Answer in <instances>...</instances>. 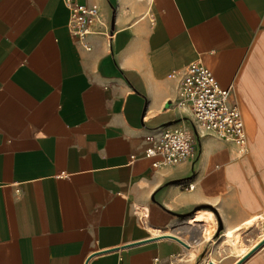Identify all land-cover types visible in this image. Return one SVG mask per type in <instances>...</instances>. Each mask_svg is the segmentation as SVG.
I'll use <instances>...</instances> for the list:
<instances>
[{"label":"crops","instance_id":"1","mask_svg":"<svg viewBox=\"0 0 264 264\" xmlns=\"http://www.w3.org/2000/svg\"><path fill=\"white\" fill-rule=\"evenodd\" d=\"M72 4L99 8L110 45L80 44ZM193 61L230 89L246 146L200 130L156 168L145 135L193 129L176 105ZM263 232L264 0H0V264H264Z\"/></svg>","mask_w":264,"mask_h":264},{"label":"built area","instance_id":"2","mask_svg":"<svg viewBox=\"0 0 264 264\" xmlns=\"http://www.w3.org/2000/svg\"><path fill=\"white\" fill-rule=\"evenodd\" d=\"M71 12L69 28L82 46L91 49L86 38L96 32L111 44L114 32L97 6L72 4ZM176 105L192 111L193 129L145 135L143 156L153 158L154 167L176 165L194 157L200 130L245 148V122L239 108L230 103V89L220 87L213 71L201 61H193L183 69ZM134 158L136 155L131 156ZM188 188L193 189L194 185L189 183ZM173 262L161 257L152 260V264Z\"/></svg>","mask_w":264,"mask_h":264},{"label":"bare ground","instance_id":"3","mask_svg":"<svg viewBox=\"0 0 264 264\" xmlns=\"http://www.w3.org/2000/svg\"><path fill=\"white\" fill-rule=\"evenodd\" d=\"M201 218H203L204 221H208V223H209V221H211V224L209 226L207 225V230H206L207 232L205 233L206 236L211 235L213 230L215 229V225H216V220H215L214 215L205 211V213L203 214V216ZM255 221L256 220L251 221V222H247V224L245 226H249L252 224V222L254 223ZM227 236H228L229 242L234 245L235 249H240L242 252L243 251L242 247L239 246V237H240L239 230L238 229H231L227 232ZM206 264H215V263L214 262H208Z\"/></svg>","mask_w":264,"mask_h":264},{"label":"water","instance_id":"4","mask_svg":"<svg viewBox=\"0 0 264 264\" xmlns=\"http://www.w3.org/2000/svg\"><path fill=\"white\" fill-rule=\"evenodd\" d=\"M114 25H113V23H112V27H113ZM175 238H177L181 243H184L181 239H179L178 237H176L175 236ZM262 246H264V240L260 243V244H258L251 252H253L254 250H256V249H258V248H260V247H262ZM251 252H249V253H251Z\"/></svg>","mask_w":264,"mask_h":264},{"label":"rangeland","instance_id":"5","mask_svg":"<svg viewBox=\"0 0 264 264\" xmlns=\"http://www.w3.org/2000/svg\"><path fill=\"white\" fill-rule=\"evenodd\" d=\"M252 152L251 151H248V152H246L245 154H244V156H248V155H250ZM260 170V169H259ZM263 234H264V232H263ZM241 237V236H240ZM240 237H239V239H240ZM245 248V247H244ZM235 251H237L238 253H241V250L240 249H234ZM212 257H215V256H212ZM216 258V257H215Z\"/></svg>","mask_w":264,"mask_h":264}]
</instances>
